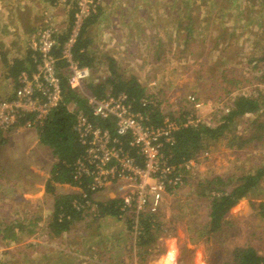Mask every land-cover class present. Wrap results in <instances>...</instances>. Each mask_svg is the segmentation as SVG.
Masks as SVG:
<instances>
[{"label":"rangeland","instance_id":"obj_1","mask_svg":"<svg viewBox=\"0 0 264 264\" xmlns=\"http://www.w3.org/2000/svg\"><path fill=\"white\" fill-rule=\"evenodd\" d=\"M230 2L99 0L102 11L89 32L95 44L96 60L101 61L97 63V72L102 75L106 71V59H113L126 75L134 74L140 82H147L146 87L149 82L159 85L160 90L157 85L155 90L159 98L167 97L165 101L170 100L171 94L175 92L182 95L188 92L187 95H195L199 101H203L208 91L211 94L209 96L216 99L204 102L224 100L221 108H229L230 100L223 95L228 85H233L235 79L240 77L244 86L251 90L262 89L259 92L264 95V77L261 76L264 66L254 63L258 61L260 52H264V0ZM62 5L64 2L54 6L51 3L54 15ZM11 11L13 14L14 9L11 8ZM54 15L52 22L55 20ZM15 17H0V30L8 32L6 40L0 37V55H14L17 50L15 43L18 39L10 40L9 36V29L13 25L18 26ZM62 17V26H66L69 17H66V13ZM44 20L43 12L39 25ZM1 31L0 35H3ZM129 33H132L131 37ZM127 37L130 40L124 46L122 43ZM106 39H109L107 43ZM151 51L156 56H150ZM155 57H159L156 64L153 62ZM4 70L0 60V98L10 95L14 86L12 80L1 76ZM148 75L153 80L147 81ZM193 81L196 82L194 87ZM198 82L199 92L192 93ZM165 85L176 90L168 89ZM239 86L242 87L241 83ZM178 103L181 110L186 109L183 103ZM211 107V112L210 108L198 112L201 122L208 119L217 121L224 115L222 109L216 110L217 104ZM261 110L237 120L234 124L236 133L245 134L252 130V120L263 123L260 119ZM263 129L264 123L260 130L264 142ZM16 132L0 131V137L9 139L11 133ZM223 141L212 144L208 149V157L198 165V169L183 176V184L174 197L164 198L155 215V220L160 224L156 240L151 254L144 257L137 255V235L133 232L132 224L129 226L128 215L123 219L97 217L91 216L92 213L86 210L84 219L73 225L67 237L58 242L48 240L51 236H48L44 215L47 212L46 204L51 203V198L44 191L43 177L36 176L35 182L31 184H14L12 181L15 175L11 173L19 167L22 168L24 180L27 179L28 171L31 173L32 165L29 168V164L35 161L33 155L21 157L18 162L15 160L16 153L23 152L26 155L31 145L27 149L25 141L21 143V148L15 144L6 147V142L1 144L0 226L12 221L14 225L21 224L33 233L30 236L22 235L17 242L0 243V264H42L44 253L53 255L55 249L60 250L57 253L69 257L70 260L65 259L63 264H222L232 249L244 246L245 242L262 255L264 222L257 216L259 212L256 205L264 201V172L260 179L262 186L259 187L262 192L241 200L228 214L227 221L232 222V225H226L224 233L217 234L214 239L205 232L207 207L203 199L198 198L195 192L198 187L195 185L213 175L234 180L264 169L263 143L235 150L227 148ZM9 149L13 152L12 156L7 152ZM41 155L43 157L37 156V160L41 162L39 165L43 164V176L53 163L44 150ZM117 195L111 199L119 200ZM38 205L41 208L34 209ZM39 214L42 220L37 223L35 218ZM172 251L173 258L170 256ZM56 257L49 256L45 264H59Z\"/></svg>","mask_w":264,"mask_h":264},{"label":"built area","instance_id":"obj_2","mask_svg":"<svg viewBox=\"0 0 264 264\" xmlns=\"http://www.w3.org/2000/svg\"><path fill=\"white\" fill-rule=\"evenodd\" d=\"M66 0H49L52 6ZM99 0H74L69 33L62 44L58 43V27L52 22L53 14L44 13V21L26 44L33 69L21 71L17 87L7 97L0 98V131L37 130L48 114L62 103V81L58 62H62L66 73V85L86 103L90 118L74 105L69 107L75 114L73 131L83 148L80 157L72 165L75 180L89 178L86 193L76 188L84 202L78 208L87 209L95 216L91 196L106 187L120 184L127 192L120 197V219L130 217L135 235L140 230L143 216H154L161 208L164 198L174 197L183 184L184 175L196 171L209 152L206 150L178 166L168 164L169 157L163 153L165 145H172L173 135L179 129L198 124L214 126L212 119L201 122L198 111L206 108L222 109L224 100L218 102L199 101L195 95L171 97L165 101L155 90L156 83L149 82L145 95L139 99V110L124 93L98 99L87 95L82 83L90 78V70L82 67L72 57V47L77 41L84 22L93 14ZM59 48V54L56 50ZM186 106L180 109V104ZM157 108L161 116L158 125L149 124L144 110ZM189 110L192 114H189ZM187 113L180 117V113ZM222 112V111H221ZM95 120L107 122L98 125ZM219 120L216 121V124ZM116 186V185H115ZM89 198V199H88ZM91 199V200H90ZM86 207H83V206Z\"/></svg>","mask_w":264,"mask_h":264},{"label":"trees","instance_id":"obj_3","mask_svg":"<svg viewBox=\"0 0 264 264\" xmlns=\"http://www.w3.org/2000/svg\"><path fill=\"white\" fill-rule=\"evenodd\" d=\"M230 1L232 2V0ZM230 8L232 9V6ZM101 11V8L97 7L96 11L84 22L77 41L72 47L71 53L73 59L80 66L87 67L90 70V78L82 83V88L87 95H93L98 99L124 93L132 103L133 108L139 110V99L146 92L144 83L140 82L134 74L126 75L118 63L110 58L106 59V71L102 75H99L97 72V63H101V61H97L95 55L91 53L92 39L89 32L91 27L97 22ZM72 13H68L70 22ZM70 25L68 23L67 29L63 30L64 33L59 36L58 43L62 44L64 42L69 33ZM58 50L59 48L55 51L56 55L59 54ZM150 56H156V54L151 51ZM158 60L159 57H155L153 62L156 64ZM57 66L59 67V77L62 81V103L56 110L47 115L42 125L36 130L38 145L47 150L49 158L53 163L44 186L45 193L51 196L53 201V211L48 219L44 221L48 230V236H51V239L59 238L61 234L68 232L73 225L84 219L87 210L78 208V205L84 202L79 192L58 194L55 192V185L77 187L83 193H86V188L89 185V178L87 177L79 180L73 178L72 165L80 157L83 148L78 143L77 136L73 131L75 114L69 111V107L74 105L88 118L91 115L88 113L84 98L73 92L66 85V73L62 69V62H58ZM33 67L29 55L26 58V64L23 60H14L11 65L5 64L8 77L14 83L13 89L17 87L16 78L18 74L28 69L31 71ZM240 83L242 87H245L242 77L235 79L232 84L233 86H239ZM242 87L239 86V88ZM209 95L211 94L207 91L203 98L205 100L216 99ZM223 96L228 97V93ZM229 105L228 113L221 116L219 123L216 124L215 121L214 126L206 124L190 125L175 132L172 145H165L163 147L164 155L169 157L168 164L178 166L208 150L212 144L220 140H224L223 142H225L227 148L235 150H242L248 147V145L256 146L261 143L264 144L262 132L260 131L263 128V123L252 120L251 126L254 128H251L252 130L247 131L245 134L236 133L234 128L237 120L243 119L245 116L255 115L261 110V98L251 97L248 94H239L232 99V102L230 101ZM144 114L149 119V124H160L161 116L157 108L153 107L151 111L145 109ZM184 114L187 113H180V117ZM189 114H192V111L189 110ZM95 122L98 125L107 126V122L99 120H95ZM7 141L8 139L0 137V145ZM263 172L264 169L260 168L255 172L247 173L245 176L234 180L231 178L224 180V177L213 175L195 185L198 187L195 190L198 198L203 199L207 207V222L205 224L207 235L212 236L214 239L217 234L224 233L226 225H232V222L227 221L230 211L241 200L247 199L249 195L262 192V188L259 187L262 186L260 179ZM91 202L95 206V216L97 217L105 216L118 219L119 215H121V202L118 199H109L103 202L91 200ZM256 206L259 212L257 216L264 222V201H261ZM83 207L86 206L84 205ZM38 208H41V206L34 207V209ZM40 220H42L41 214L35 218L37 223ZM127 221L130 226V220ZM139 226L140 230L137 234L135 245L137 255L144 257V255H150V250L156 240L160 224L155 220V215L143 216ZM32 233L33 231L27 230L21 224L14 225L12 221H8L0 226V243L17 242L22 235L30 236ZM248 244L245 242L244 246L232 249L222 264H264V255L258 254L257 250Z\"/></svg>","mask_w":264,"mask_h":264},{"label":"crops","instance_id":"obj_4","mask_svg":"<svg viewBox=\"0 0 264 264\" xmlns=\"http://www.w3.org/2000/svg\"><path fill=\"white\" fill-rule=\"evenodd\" d=\"M262 4L263 3H261V5ZM50 5H51V3L48 0H0V17L1 16H8V15L16 16L15 19H16L17 24H18V26L17 25H13L9 29L10 40L11 39L12 40L18 39L17 42L15 43L17 50H15V54L14 55L11 54L10 56H4L5 54H3V53L0 55V60H1V63L3 64V67H5L6 63L11 65L14 60H23L24 63L26 64V58H28L27 47H26V44L28 42V38L33 33H35L37 31L38 27L40 26L39 22L41 20L42 13L43 12L44 13L45 12L53 13V9H52V7H50ZM72 6H73V0H66L64 2V5L59 6V8L56 9L55 15L53 13V15L55 16L54 23H55L56 27H58V30H59L57 39L59 38V36H61L64 33L63 30L65 31V29H67L68 23H70V19H69L68 22H67V25L66 26H62V24H63L62 23V21H63V17L62 16L64 15V13H66V17H67L68 13L72 12ZM11 8L14 9L13 14H12V11L10 12ZM13 19H14V17H13ZM98 20H99V18H98ZM16 27L18 29H16ZM110 29H111V27H110ZM1 32L3 33V31H1ZM7 34H8V32L5 31V33H3V35H0V37L4 38L6 40ZM131 35H132V33H129L130 37H131ZM129 40H130V38L127 37V39H125V41L123 40L122 44H124V46H126V43ZM133 40H135V39H133ZM108 41H109V39H106L105 42L107 43ZM110 41H111V43H113V40H110ZM109 47L110 46H108L107 48H109ZM91 53H93V55L96 53L95 44L93 43V41H92V46H91ZM260 53H261V55L258 56V59H257L258 61L254 62V63L257 66L259 65V66L263 67L264 66V52H260ZM263 69H264V67H263ZM28 70H30V69H28ZM1 76L4 79L12 80L11 78L8 77L6 68L3 71ZM261 76L264 77V73L261 72ZM149 79L153 80V77L148 75L146 80L150 81ZM146 83L147 82H145L144 84L146 85ZM195 84H196V82L193 81V87H194ZM198 85H199V82L197 83L196 89L194 90V92L191 91L192 93L199 92V90L197 89ZM209 85H210V83H209ZM209 85L207 87H209ZM157 86H158V90H160L159 85H157ZM157 86H156V88H157ZM165 86L167 87L168 85H165ZM170 88H172L173 90H176L175 87L168 86V89H170ZM146 90H147V87H146ZM254 90H255L254 88L251 90V88H247L246 86L242 87V88H239V86H236V85H234V86L233 85H228L227 91L224 94H227L229 92L228 93V99L231 102H232V99L235 98V96H237L239 94H248L251 97H256V98L259 97V98H261V101H262L261 109H263V110H261L262 111V113H261L262 117L260 119L264 123V95L262 94V92H259V91H262V89H256L255 92H254ZM230 91H231V93H230ZM187 94H188V92L184 93L183 95L180 94V93L178 94V93L175 92L174 94H171V95H173V97H180V96H185ZM200 94H202V93H200ZM203 100H205V99L203 98ZM206 100H208V99H206ZM27 137L30 138V139L27 140ZM24 141L27 142L26 148L30 144L31 145L30 146L31 149L28 152L26 151V155H24L23 152L20 153V154L16 153L15 160L18 162L19 158L25 157V156L31 154V155H33L35 161H34V163L30 162V164H29V168L32 165V168H30V170H32V171H31V173L28 171L27 176H26V178H27L26 180L23 179V175H21L22 168L19 167V169H17V170L15 169L14 170V173H11L12 175H15V177H14V179L12 181L14 182V184H18V182H21V184H23L25 182L28 183V184H31V183L35 182L34 179H35L36 176H41V178L43 177V180L46 181L48 179V177H49L50 168L48 170L46 168L45 171L46 170L47 171L45 172V175L42 176V174L44 173L43 164L39 165V163H41V162L39 160H37V156L43 157V155H41L43 150H44V152H46V155L48 157H49V155H48L47 150H45L44 148H42L41 146L38 145L36 131L31 130V129H20L16 133H11V136L8 139V141L5 143V145H6V147H9L10 145H14L15 144L16 146H18V148H21L22 147L21 143L24 142ZM39 149H41V150H39ZM7 152L9 153V155L12 156V153H13L12 150L9 149V150H7ZM14 165H15V162H14ZM36 166H38V169H36ZM120 186H121L120 184H114L112 186H108L103 191L93 194L91 196V199L94 202H103V201L111 199L114 195H117V194L118 195L119 194L123 195V193L127 192V190L125 189V191H123L120 188ZM77 190L78 189L69 187L67 185H55V192L58 193V194L77 193ZM25 192H27V191H22L21 193H25ZM50 198H51V196H50ZM50 204L49 205L46 204L47 212L44 215V219H48V217L51 215V213L53 211L52 198H51V203ZM89 217H91V216H89ZM73 228L74 227L72 226L71 229L68 232L61 234V236L59 238H55V239L52 238V240L53 241L56 240L57 242H58V240L61 241L62 238L67 237L70 234V232L72 231ZM53 251H56V253H53V255H51V253H44L43 252L45 254L44 255L45 257H43L44 261H43L42 264H45V262H48L49 256H50V258H54V257L57 256L56 258H57V262H59V264H63L65 259H69V257L64 256V255H62L60 253H57L60 250L55 249ZM150 254H151V252H150ZM262 255H264V253H262ZM170 256H172L171 258H173L174 254H170ZM169 264H170V262H169Z\"/></svg>","mask_w":264,"mask_h":264},{"label":"bare ground","instance_id":"obj_5","mask_svg":"<svg viewBox=\"0 0 264 264\" xmlns=\"http://www.w3.org/2000/svg\"><path fill=\"white\" fill-rule=\"evenodd\" d=\"M172 250V249H171ZM171 254H173V251H172V253Z\"/></svg>","mask_w":264,"mask_h":264},{"label":"clouds","instance_id":"obj_6","mask_svg":"<svg viewBox=\"0 0 264 264\" xmlns=\"http://www.w3.org/2000/svg\"><path fill=\"white\" fill-rule=\"evenodd\" d=\"M208 151V150H207ZM51 238H49L48 240H50Z\"/></svg>","mask_w":264,"mask_h":264}]
</instances>
